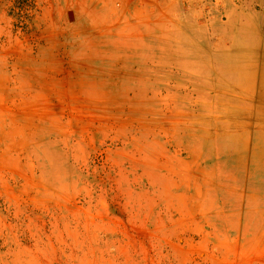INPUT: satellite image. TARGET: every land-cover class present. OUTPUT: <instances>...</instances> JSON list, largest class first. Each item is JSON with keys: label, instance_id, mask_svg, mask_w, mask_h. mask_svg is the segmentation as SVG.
<instances>
[{"label": "rangeland", "instance_id": "rangeland-1", "mask_svg": "<svg viewBox=\"0 0 264 264\" xmlns=\"http://www.w3.org/2000/svg\"><path fill=\"white\" fill-rule=\"evenodd\" d=\"M0 264H264V0H0Z\"/></svg>", "mask_w": 264, "mask_h": 264}]
</instances>
